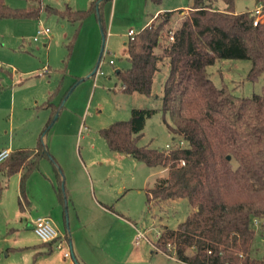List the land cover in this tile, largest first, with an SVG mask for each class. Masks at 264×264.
Here are the masks:
<instances>
[{
    "label": "rangeland",
    "instance_id": "rangeland-1",
    "mask_svg": "<svg viewBox=\"0 0 264 264\" xmlns=\"http://www.w3.org/2000/svg\"><path fill=\"white\" fill-rule=\"evenodd\" d=\"M91 1L40 0L43 6L59 10L86 9ZM189 2L162 0L158 7L183 9ZM102 3L99 13H90L80 24L45 13L37 19H0V147L34 148L43 136L60 167L59 188L65 196L60 201L55 164L49 157L42 158L31 175L25 190L29 203H23V209L18 206V174L0 175V245L21 247L11 263L39 264L33 258L39 240L26 226L34 213L44 210L52 225L57 221L70 234L77 256L86 264H184L155 252L153 243L161 230L175 229L185 220L190 211L187 202L147 203L145 190L162 178L157 169L110 151L99 135L112 122L127 120L132 108H152L157 111L146 119L138 145L159 150L172 145L170 118L160 108L166 60L158 62L149 96L123 93L114 74L129 67L128 30L138 32L157 8L144 0ZM7 4L27 5L24 0H7ZM233 4L236 13L263 6L258 0H233ZM215 8L223 10V2L217 1ZM44 28L48 34L34 41L36 31ZM99 57L102 74L91 75ZM249 68L248 60L216 59L207 71L216 87L251 97L260 93L264 80L262 76L248 80ZM66 91L54 121L44 127L51 116L44 102L54 93L52 102L57 104ZM137 230L144 231L147 240L136 243ZM255 246L264 259V242L258 236ZM54 253L56 259L62 258L60 250ZM65 261L74 264L72 258Z\"/></svg>",
    "mask_w": 264,
    "mask_h": 264
},
{
    "label": "trees",
    "instance_id": "trees-1",
    "mask_svg": "<svg viewBox=\"0 0 264 264\" xmlns=\"http://www.w3.org/2000/svg\"><path fill=\"white\" fill-rule=\"evenodd\" d=\"M24 1L25 7L13 8L0 0V19H37L45 13L80 24L99 13L104 0L97 9L99 0L79 10ZM148 1L160 5L162 0ZM189 1L186 14L183 9L161 11L129 38V67L114 71L123 93L149 96L158 62L166 60L160 108L170 118V148L138 145L146 119L157 111L152 108H132L127 120L112 122L99 135L110 151L166 169V177L145 190L147 203L184 199L190 208L175 229L158 233L155 252L185 264H264L255 246L257 236L264 242V83L259 94L237 97L226 86L216 87L207 71L216 59L248 60L247 79L264 80V19L253 25V13H236L233 0H221L223 10L215 8L219 0ZM258 1L264 13V0ZM53 97L46 107L53 106ZM59 107L52 109L47 126ZM44 157L55 164L58 197L64 200L60 167L41 139L36 148L11 151L0 163V175L19 173L20 209L28 202L26 183Z\"/></svg>",
    "mask_w": 264,
    "mask_h": 264
},
{
    "label": "crops",
    "instance_id": "crops-1",
    "mask_svg": "<svg viewBox=\"0 0 264 264\" xmlns=\"http://www.w3.org/2000/svg\"><path fill=\"white\" fill-rule=\"evenodd\" d=\"M93 1H96V0H92L91 2H93ZM144 2L147 4V2H149V4L150 5H152V6H155L157 9L154 11V13L153 14H148V15H150L149 16V19H147V21L145 22V26L147 25V24H149L150 23V21H151V19L156 15V14H158L160 11H161V9H159V5H155V4H153V3H151L150 1H148V0H144ZM99 3H100V1H98V5H99ZM103 4V3H102ZM102 4H101V7H102ZM188 9V6L187 7H185V8H183V10L185 11V10H187ZM74 10H78V9H74ZM172 10H177V9H172ZM252 11V10H251ZM144 26V27H145ZM144 27H142V28H144ZM141 28V29H142ZM130 30V29H129ZM128 30V31H129ZM65 93V92H64ZM63 93V94H64ZM53 95H54V93H52ZM51 94V95H52ZM63 94H62V96H63ZM50 95V96H51ZM49 96V97H50ZM62 96H60V98H59V103H57V104H54L53 102V106H50V107H46L45 106V103H46V101L48 100H46L45 102H44V106L43 107H45V108H49V110H50V115L52 116V112H53V108H56V106L57 107H61V104H60V101L62 100ZM48 97V98H49ZM55 97V96H54ZM60 104V105H59ZM60 109V108H59ZM58 109V110H59ZM51 116L49 117V119L47 120V122L45 123V125H44V127H46L47 126V123L49 122V120H50V118H51ZM41 135V134H40ZM43 137V136H42ZM42 137L41 136H39V140L41 139L42 140ZM38 140V141H39ZM43 142V141H42ZM44 143V142H43ZM45 144V143H44ZM37 145H38V143H37ZM46 146V145H45ZM2 148H9V147H0V149H2ZM34 148H36V146L34 147ZM10 149V151H14V150H18V149H33V148H17V149H14V150H12L11 148H9ZM118 154V153H117ZM119 155H121V154H119ZM52 157L54 158V156L52 155ZM40 162V161H39ZM38 168H39V164H38ZM38 170V169H37ZM156 170V169H155ZM164 172H166V169H157V174H159V175H161L160 177H162L161 179H163V178H165L166 177V175L165 176H162V175H164ZM18 174V180H19V173H17ZM33 174V173H32ZM31 174V175H32ZM31 175H30V177H31ZM150 175H151V173H150ZM55 176H56V178H57V174H56V171H55ZM30 177H29V179H30ZM29 179H28V181H29ZM158 179V178H157ZM157 179H156V184L158 183V181H157ZM28 181H27V183H26V188H27V184H28ZM155 184V185H156ZM154 185V186H155ZM25 203V202H24ZM29 203V200H28V202H27V204ZM98 204V203H97ZM45 211L44 210H41V212H39V213H34L33 215H34V217H32L33 219L29 222V220H27V226H26V228L27 229H29L28 228V226L30 225L31 226V224H32V222H33V220L35 219V218H37V217H40V216H43V217H47L46 215H45ZM28 216H31V211H29L28 212ZM31 218V217H30ZM47 218H49V217H47ZM54 226V225H53ZM56 229H57V231L60 233V234H63V235H66V237H67V239H68V241H69V243H70V247H71V253H72V255H73V257H71L72 258V260H73V263H74V261H76V263L77 264H86L85 263V261L83 260V259H81L80 257H78L77 255H79L78 254V248H77V246H74V244H73V240L71 239V237H70V234L69 233H67V232H64L62 229H61V227H60V225H59V223H57V221H56V223H55V226H54ZM133 229V228H132ZM29 230H32V227H31V229H29ZM34 234V233H33ZM135 236H136V233H135ZM135 236H134V239H135ZM37 238V237H36ZM38 239V238H37ZM39 240V239H38ZM146 240H147V238H146ZM34 248L36 249V251H35V253L33 254L34 256H33V258H34V260H35V262L37 261V263H39V264H72V262L71 263H66V261H65V259H63V257L61 258L60 257V255L59 256H57V258L58 259H56L55 257H54V255H55V253H54V251H55V248H54V243H42L40 240H39V242L38 243H36L35 245H34ZM19 249H21V247H19L18 249L17 248H15V247H10V246H7V245H4V244H2V245H0V264H14V263H11V259L10 258H12V256H13V254H15V252L17 251V250H19ZM170 258H172V259H174V260H176L175 258H173V257H170ZM13 261H14V259H13ZM177 261V260H176ZM179 262V261H178ZM182 263V262H181ZM185 264V263H184Z\"/></svg>",
    "mask_w": 264,
    "mask_h": 264
},
{
    "label": "built area",
    "instance_id": "built-area-1",
    "mask_svg": "<svg viewBox=\"0 0 264 264\" xmlns=\"http://www.w3.org/2000/svg\"><path fill=\"white\" fill-rule=\"evenodd\" d=\"M254 15V21L253 25H257L259 21H262L264 19V13L262 10V6H257L251 11ZM136 32L132 29L128 31V37L132 38L133 35ZM48 34V29H38L36 31V36H34V41L38 39L37 36H45ZM170 40H172V37H170ZM110 64H113V62L110 60ZM101 75L102 72L99 70V64L98 67L95 70L94 75ZM179 145H182V142H179ZM167 149L170 148V146L166 145ZM11 151L9 148H2L0 149V163L4 162L10 155ZM32 231L34 235L42 242V243H54V248L61 251L63 259H70L72 257L71 253V247L70 243L66 237V235L60 234L57 229L52 225L51 221L47 217H37L33 220L32 224ZM136 243L140 239H146V235L144 231L137 230L136 233Z\"/></svg>",
    "mask_w": 264,
    "mask_h": 264
},
{
    "label": "water",
    "instance_id": "water-1",
    "mask_svg": "<svg viewBox=\"0 0 264 264\" xmlns=\"http://www.w3.org/2000/svg\"><path fill=\"white\" fill-rule=\"evenodd\" d=\"M95 70H96V68L92 71L91 75L95 72ZM28 228L31 229V226L29 225ZM72 257H73V255H72Z\"/></svg>",
    "mask_w": 264,
    "mask_h": 264
}]
</instances>
